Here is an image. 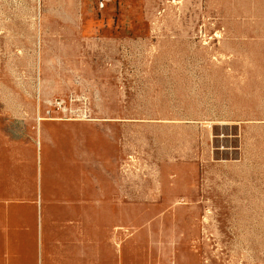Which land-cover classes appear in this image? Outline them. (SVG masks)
Here are the masks:
<instances>
[{
  "label": "rangeland",
  "instance_id": "rangeland-1",
  "mask_svg": "<svg viewBox=\"0 0 264 264\" xmlns=\"http://www.w3.org/2000/svg\"><path fill=\"white\" fill-rule=\"evenodd\" d=\"M0 264H264V0H0Z\"/></svg>",
  "mask_w": 264,
  "mask_h": 264
},
{
  "label": "bare ground",
  "instance_id": "bare-ground-1",
  "mask_svg": "<svg viewBox=\"0 0 264 264\" xmlns=\"http://www.w3.org/2000/svg\"><path fill=\"white\" fill-rule=\"evenodd\" d=\"M105 234H106V233H105ZM105 234H104V235H105ZM97 237H98V236H97ZM97 237H96V238H97Z\"/></svg>",
  "mask_w": 264,
  "mask_h": 264
},
{
  "label": "crops",
  "instance_id": "crops-1",
  "mask_svg": "<svg viewBox=\"0 0 264 264\" xmlns=\"http://www.w3.org/2000/svg\"><path fill=\"white\" fill-rule=\"evenodd\" d=\"M16 246V245H15ZM18 246V245H17Z\"/></svg>",
  "mask_w": 264,
  "mask_h": 264
}]
</instances>
